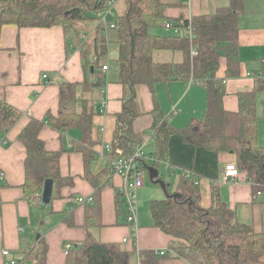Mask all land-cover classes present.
I'll return each mask as SVG.
<instances>
[{"label": "crops", "instance_id": "1", "mask_svg": "<svg viewBox=\"0 0 264 264\" xmlns=\"http://www.w3.org/2000/svg\"><path fill=\"white\" fill-rule=\"evenodd\" d=\"M169 1L172 4L165 10L169 18L210 14L229 5V0ZM243 3V10L238 15L236 73L227 76L225 58H221L216 73V79L224 85L223 106L228 111L238 110L239 93L256 88L255 75L263 71L264 64V0H244ZM94 26L95 22H88L90 34ZM179 31L185 34L182 26L177 33ZM82 34H67L58 25L43 28L4 24L0 27V99L22 112L12 127L4 135L0 134V264H7L9 257L26 255V249L38 239L47 246L45 264H65V246L85 239L86 216L90 215L86 206L95 203L99 205L97 218L100 224L90 229L99 241L116 243L126 251L136 248V260L139 250H168L172 238L152 225L149 203L174 194L182 173L186 172L198 180L202 207L210 206L212 189L217 188L236 220L264 233V192L254 194L242 171L237 178L224 180L225 165L236 161L233 153L191 144L181 133L174 132L168 138L167 160L152 166L157 151L151 129L156 110L168 116L169 124L177 129L206 114V86L192 79H176L158 82L153 89L145 84L134 86L138 115L133 130L143 136L139 147L146 167L143 186L137 190L139 226L133 236L134 228L125 219L124 203L119 207L116 204L115 197L123 179L109 169L116 115L131 92L119 81L115 32H109L111 41L99 69L89 64L97 58L90 34H86V38ZM156 59L179 61L181 54L164 50L156 53ZM103 65L108 66L106 71L102 70ZM98 71L101 80L94 85ZM62 82L79 84L77 110L85 107L92 112V125L84 140V134L78 128L58 131L43 124L39 136L47 150L61 151L60 173L70 177L71 183L60 187L59 196L53 199L52 195L48 205H38V193L31 202L22 188L26 151L17 135L31 118L43 119L48 113L57 114L59 84ZM256 113L258 142L264 147V88L256 93ZM105 144L111 145L110 151L105 150ZM82 150L90 154L84 156ZM146 178L151 182L149 186ZM158 187L164 191V196ZM90 195L95 197L94 204H80L76 200L79 196ZM4 249L10 252L9 256L2 254ZM165 264L190 263L182 258H171Z\"/></svg>", "mask_w": 264, "mask_h": 264}, {"label": "trees", "instance_id": "2", "mask_svg": "<svg viewBox=\"0 0 264 264\" xmlns=\"http://www.w3.org/2000/svg\"><path fill=\"white\" fill-rule=\"evenodd\" d=\"M108 1L0 0V27L4 24L43 28L58 25L67 34L80 35L90 34L88 22H95L90 37L97 58L89 64L99 69L100 60L107 55L111 40L105 36L102 24H98L96 12L105 9ZM121 1L123 11L115 15V28L111 31L115 32L118 45L119 81L128 87L131 96L123 102L116 115L110 157L131 155L142 144L143 136L133 130V122L138 115L135 85L145 84L153 89L158 82L192 79L207 88L206 114L202 119H193L185 127L177 129L169 124L168 116L156 110L151 129L157 151L152 166L167 160L168 138L179 132L191 144L233 153L238 174L245 172L253 193L264 192V147L258 142L256 113V93L264 88L263 80L256 77L254 90L238 94V110L228 111L223 106L224 85L216 79L221 58L226 60L227 76L236 73L238 15L243 10L244 0H229L228 6L191 18L166 16L165 10L172 4L169 0ZM189 21L194 35L192 41L187 34L151 32L165 22L184 29ZM192 48L196 51L193 55L190 52ZM164 50L180 53L181 59H156V53ZM97 78L94 85L100 83V71ZM78 85L60 83L57 114L48 113L43 119L31 118L17 135L26 151L22 188L31 202L36 199V192L41 193L46 179L53 181V199L59 196L60 187L71 183L70 177L60 173L61 151L47 150L39 133L43 124H48L58 131L78 128L84 134L83 139L87 138L92 112L85 107L77 110ZM21 114L20 110L0 99V134L4 135ZM81 152L84 156L90 154L84 150ZM145 167L142 155L141 169ZM194 181V175L182 173L175 192L177 196L168 194L149 203L152 225L172 238L167 254L139 250L136 260V248L126 251L116 243L96 239L90 228L100 224L97 218L99 205L94 204L93 196L94 205L86 206L90 209V215L86 216V237L80 243L71 244L65 252V264H165L171 258H182L190 264H264V233L236 220L232 210L220 198L217 188L212 189L210 206L202 207L200 190ZM115 198L119 207L123 203L122 193L119 191ZM26 250V260L31 264L46 263L47 246L41 239Z\"/></svg>", "mask_w": 264, "mask_h": 264}, {"label": "built area", "instance_id": "3", "mask_svg": "<svg viewBox=\"0 0 264 264\" xmlns=\"http://www.w3.org/2000/svg\"><path fill=\"white\" fill-rule=\"evenodd\" d=\"M117 3V0H109L108 6L105 9L98 10L96 12L97 22L101 23L104 28V34L108 38L109 32L115 28V12L114 7ZM165 28L177 32V27H175L172 23L166 22ZM185 34H187L190 41L193 40L194 35L192 32V25L189 23L184 27ZM83 38H86V34H82ZM191 54H195L196 51L192 48L190 50ZM107 65L102 66V70H107ZM257 78H262L264 83V64L263 71L259 74L255 75ZM43 77H46L44 74ZM106 151H110L111 145L105 144L104 146ZM141 157L142 151L141 147H138L136 151L128 155L126 157H112L109 160V169L111 172L119 174L123 183L120 188V192L122 193V199L125 207V219L126 222L131 224L134 228L132 232L133 236L136 235L138 229V204H137V190L143 186L144 183V172L141 169ZM188 176L192 175V173L186 172ZM238 168L235 163H228L224 167V180H228V178L235 179L238 176ZM194 183L197 185L198 180L196 179ZM258 194H260L258 192ZM38 205H42V194H36ZM77 202L80 204H86L88 202L93 201V196H79ZM20 231H23V228H19ZM71 248V244H66L65 251ZM158 255H165L169 252V250H154ZM9 251L7 249L2 250V254L4 256H9ZM7 264H31L26 260V256L24 253L21 254V257H9Z\"/></svg>", "mask_w": 264, "mask_h": 264}, {"label": "rangeland", "instance_id": "4", "mask_svg": "<svg viewBox=\"0 0 264 264\" xmlns=\"http://www.w3.org/2000/svg\"><path fill=\"white\" fill-rule=\"evenodd\" d=\"M123 3H122V1L121 0H119L118 2H117V4L115 5V7H114V12H115V14H119V13H121L122 11H123ZM166 23V22H165ZM165 23L162 25V26H159V27H156V28H153L152 30H151V32L152 33H157V34H169V33H172L173 31H171V30H169V29H167V28H165ZM180 33H181V31H179ZM113 43V42H112ZM161 52H163V51H161ZM169 53H171V51H168ZM159 54V53H158ZM157 57H159V55H157ZM146 183H147V185L149 186L150 184H151V182L146 178ZM158 190H159V192H161V194L164 192L162 189H161V187H158ZM163 195V194H162ZM165 195V194H164ZM163 195V196H164ZM137 204H138V197H137ZM44 209H45V207H43ZM147 209V208H146Z\"/></svg>", "mask_w": 264, "mask_h": 264}, {"label": "water", "instance_id": "5", "mask_svg": "<svg viewBox=\"0 0 264 264\" xmlns=\"http://www.w3.org/2000/svg\"><path fill=\"white\" fill-rule=\"evenodd\" d=\"M150 173H152V169L150 168ZM153 177V175H151ZM156 182L160 183L164 186V183L161 180H157ZM53 194V181L51 179H46L42 188V201L45 205H48L52 199ZM177 196V193L173 194Z\"/></svg>", "mask_w": 264, "mask_h": 264}]
</instances>
